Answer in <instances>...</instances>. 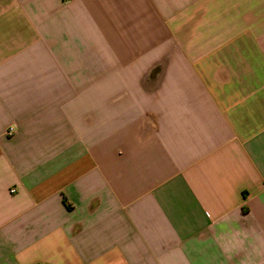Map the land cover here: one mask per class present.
I'll return each instance as SVG.
<instances>
[{"label":"crops","instance_id":"0c3cea01","mask_svg":"<svg viewBox=\"0 0 264 264\" xmlns=\"http://www.w3.org/2000/svg\"><path fill=\"white\" fill-rule=\"evenodd\" d=\"M0 264H264V0H0Z\"/></svg>","mask_w":264,"mask_h":264},{"label":"built area","instance_id":"2783aa9c","mask_svg":"<svg viewBox=\"0 0 264 264\" xmlns=\"http://www.w3.org/2000/svg\"><path fill=\"white\" fill-rule=\"evenodd\" d=\"M64 1H68V0H64ZM15 133V130L13 128H9L8 130V135H13Z\"/></svg>","mask_w":264,"mask_h":264}]
</instances>
